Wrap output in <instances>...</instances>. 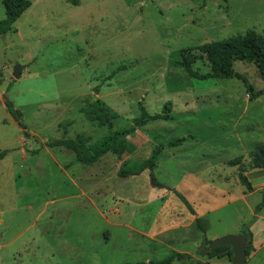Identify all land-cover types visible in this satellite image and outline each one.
I'll return each mask as SVG.
<instances>
[{
	"label": "rangeland",
	"instance_id": "obj_1",
	"mask_svg": "<svg viewBox=\"0 0 264 264\" xmlns=\"http://www.w3.org/2000/svg\"><path fill=\"white\" fill-rule=\"evenodd\" d=\"M30 1L0 34V264H150L173 252L191 257L172 264H233L232 249L222 256L199 249L245 226L253 236L244 264H264V220L255 225L264 213L255 212L264 168H252L250 158L264 144V95L251 100L242 79L200 80L180 64L184 49L249 29L264 36V0ZM17 64L28 65L20 78L12 74ZM194 68L210 65L201 59ZM234 69L264 88L253 63L238 60ZM87 97L104 102L112 129L83 110ZM139 101L150 113L172 101V118L137 126L133 153L84 163L73 149L51 145L71 140L93 155L113 130L137 122ZM157 146L154 173L164 186L152 185L148 169L118 175ZM237 157L252 190L230 164Z\"/></svg>",
	"mask_w": 264,
	"mask_h": 264
},
{
	"label": "trees",
	"instance_id": "obj_2",
	"mask_svg": "<svg viewBox=\"0 0 264 264\" xmlns=\"http://www.w3.org/2000/svg\"><path fill=\"white\" fill-rule=\"evenodd\" d=\"M3 4L6 11V17L0 20V34H6L13 29L14 23L17 19L31 7L32 2L30 0H3ZM201 59L208 61L210 65V70L207 72H199L194 68L195 64ZM253 63L264 82V36L258 33L254 29H249L244 34L237 36H232L223 40H216L203 43L199 46L184 49L181 52L180 64L186 69L191 77L205 80L208 78H232L236 77L242 79L247 88L249 99H256L264 95L263 89H256L255 86L250 83V81L240 72L234 69V63L236 61ZM3 71L0 68V81H3L2 77ZM9 90V89H8ZM96 91H99V86L95 87ZM85 106L83 110L88 112L92 119L98 121L101 125L107 126L112 129L114 124V116L108 111L107 106L104 102L100 100L92 101L90 97L84 99ZM4 103L6 108L13 116V118L18 122V124L23 128L25 127L22 122V112L15 107L14 102L6 97L4 98ZM138 108L140 109V117L134 125L126 128L113 130L111 140L106 145H101L97 147L93 155L86 154L81 147L71 140H60L51 143L52 146H66L73 149L76 158L79 162L84 163H94L99 158L112 152L119 156L125 153H133L135 151V146L129 141V136L133 134L137 126H142L152 120H168L172 118L171 112L173 108L172 101H167L164 103L163 108L160 112L150 113L143 101L138 102ZM184 137L172 140L169 142L171 145H176L182 142ZM162 151L161 146H157L152 152L151 156L142 163H129L125 162L121 165L118 175L120 177H129L138 175L144 170H150L151 183L153 186H164L158 183L154 169L159 160V155ZM251 167L252 168H264V144L256 146L250 152ZM231 165L238 166L240 168L239 179L240 182L248 189L252 190V184L247 175L244 172L241 157H237L230 161ZM179 197L184 201V203L191 208V205L182 194L178 193ZM264 206V199L261 203L256 206L255 212L259 213ZM199 224V221L197 220ZM201 230H204L200 225H198ZM249 232L251 236L252 232L250 226H245L243 232ZM206 243V241H205ZM209 243V241H208ZM252 248V237L250 244L247 248V254H249ZM230 245L215 247L211 252L208 253L210 256H222L225 252L231 250ZM233 253V249L231 251ZM189 253L173 252L168 257L151 261L150 264H172L175 260L184 261L190 258Z\"/></svg>",
	"mask_w": 264,
	"mask_h": 264
},
{
	"label": "water",
	"instance_id": "obj_3",
	"mask_svg": "<svg viewBox=\"0 0 264 264\" xmlns=\"http://www.w3.org/2000/svg\"><path fill=\"white\" fill-rule=\"evenodd\" d=\"M27 64H17L13 70V76L15 78H20L22 75L23 69H25ZM250 233L244 232L239 235H225L222 237H217L211 240L209 243L202 244L199 249V253L206 255L211 252L215 247L230 245L233 249V264H244L247 259V248L251 240ZM147 264V263H146Z\"/></svg>",
	"mask_w": 264,
	"mask_h": 264
},
{
	"label": "crops",
	"instance_id": "obj_4",
	"mask_svg": "<svg viewBox=\"0 0 264 264\" xmlns=\"http://www.w3.org/2000/svg\"><path fill=\"white\" fill-rule=\"evenodd\" d=\"M24 73V72H23ZM257 169H262V168H257ZM249 178V177H248ZM264 214V213H262ZM261 214L260 218L258 219V221L256 222V226H262L263 225V220H264V217L263 215ZM254 227H252V230H253ZM261 234V233H260ZM262 236V235H261ZM258 240H260V235L259 234H255V242H258ZM7 245V244H6Z\"/></svg>",
	"mask_w": 264,
	"mask_h": 264
}]
</instances>
